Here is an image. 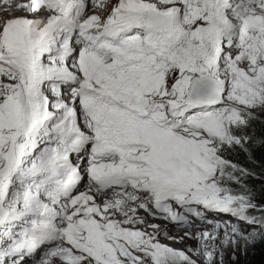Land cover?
Returning a JSON list of instances; mask_svg holds the SVG:
<instances>
[{"label": "snow or ice", "instance_id": "1", "mask_svg": "<svg viewBox=\"0 0 264 264\" xmlns=\"http://www.w3.org/2000/svg\"><path fill=\"white\" fill-rule=\"evenodd\" d=\"M88 4L26 0L0 21V264L48 244L39 264H197L136 227L149 204L213 225L195 238L216 264L243 234L206 212L264 211L221 155L264 110V0Z\"/></svg>", "mask_w": 264, "mask_h": 264}, {"label": "rangeland", "instance_id": "2", "mask_svg": "<svg viewBox=\"0 0 264 264\" xmlns=\"http://www.w3.org/2000/svg\"><path fill=\"white\" fill-rule=\"evenodd\" d=\"M8 15H12L11 11L7 12ZM19 16L20 14H16ZM5 16V15H3ZM259 109V108H257ZM249 184H254V188L246 189L242 188V192L247 191L251 195V199L256 205H264V181L256 182L249 181ZM87 188L82 189L86 191ZM101 197V196H100ZM143 210V209H142ZM206 215L209 219H214L221 222V229L219 235L223 237V222H230L231 225H235L239 228L240 233L243 235L238 239L236 246H228L225 248L222 254H218L216 257V264H264V211L251 209L248 211L249 217L255 219L256 223L247 224L243 221H238L236 218L231 217L230 215L226 216L224 214H219L216 212L207 211ZM153 218L151 215H148ZM149 218V221L152 219ZM193 217H190V219ZM174 223L172 221H168ZM171 225L167 232H172L173 230L185 229L179 227L178 225ZM195 226V227H194ZM136 227L144 229L142 224L136 225ZM213 225L208 224L206 221L201 223L200 221L195 222V225H191L189 230L193 232H199L202 229H213ZM164 234V232H162ZM262 245L260 258L257 263L251 261L253 254V246ZM202 250V245L198 244V251ZM184 249V252L189 255L197 264H203V257L199 255V252ZM38 260V259H37ZM35 263V262H33ZM59 262H57L58 264ZM26 264H30L26 262Z\"/></svg>", "mask_w": 264, "mask_h": 264}, {"label": "trees", "instance_id": "3", "mask_svg": "<svg viewBox=\"0 0 264 264\" xmlns=\"http://www.w3.org/2000/svg\"><path fill=\"white\" fill-rule=\"evenodd\" d=\"M247 134L252 139L246 142L244 147L235 146L229 148L225 146L221 153L228 161L247 170L248 174L246 176L236 173L241 176L242 180L241 184H232V188L237 192H242V188H254V184H249V181H264V110H253V117L247 128ZM261 246H253L252 262L257 263L259 260Z\"/></svg>", "mask_w": 264, "mask_h": 264}, {"label": "bare ground", "instance_id": "4", "mask_svg": "<svg viewBox=\"0 0 264 264\" xmlns=\"http://www.w3.org/2000/svg\"><path fill=\"white\" fill-rule=\"evenodd\" d=\"M10 11H11L12 15H8L7 12H9V11H7L5 13V16L1 17L0 21L6 20L7 18H11L14 15L17 16L16 14H20V15L24 14V13H21L19 11H15L14 9H10ZM65 95L67 96L68 93L66 92ZM71 159L74 162V160L76 159L75 154L72 155ZM81 174L83 176V179H82V181L80 183V185L82 184V186L78 187L79 191H82V189L87 188L88 185H85L84 183H86V182L89 183V181L87 180L85 175L82 173V171H81ZM95 195L97 196V201L98 202H102L103 199L105 198V197H103L102 195H99V194H95ZM149 209H150V211H145V210H142V209H138V212H137V215L139 217L143 218L146 221V224H142L144 230H146L147 232L152 233L153 235H155L157 240L162 245L172 247L175 250L184 251V249H187V250L195 251L197 253L198 244L200 243L198 241V239L195 238L198 235L197 232H193L192 230H189L190 227L186 228L184 226H181L179 223H176L175 225H178L179 227H182V228H186L188 230L178 229V230H175V231L173 230L172 232H167V229L171 225H174L175 222L171 223V222H168L170 220H166V219L160 218V216L162 214H159V213H157L156 215H153L152 213L155 212L156 210L155 211L151 210V209H154V208L153 207L151 208L150 205H149ZM148 215H151L153 218H151ZM149 218H151L152 220L149 221ZM193 221H194V219L191 220V225H195V222H193ZM147 225H158L159 227L156 228V229H153V228L147 227ZM162 232H164V234H162ZM185 233H191L192 234L191 238L186 236ZM181 237H183V239H181ZM48 249H49L48 247H45V248L42 247L41 249H39L37 251V253L33 254L32 256L26 257V261L29 262L30 264H39V261H40L41 257L44 255V253ZM198 252H200V251H198ZM33 262H35V263H33Z\"/></svg>", "mask_w": 264, "mask_h": 264}]
</instances>
